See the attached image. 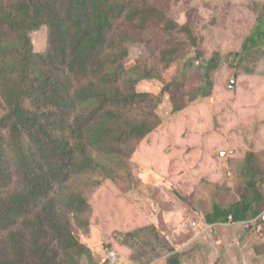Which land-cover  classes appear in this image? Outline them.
<instances>
[{
	"label": "rangeland",
	"instance_id": "374dc122",
	"mask_svg": "<svg viewBox=\"0 0 264 264\" xmlns=\"http://www.w3.org/2000/svg\"><path fill=\"white\" fill-rule=\"evenodd\" d=\"M17 1L0 0L3 36L9 32L6 14L17 11ZM142 1L137 2L136 9L126 11L128 20L116 26L111 35L124 42L127 56L118 53L114 42L98 54H84V61L95 66L97 75L94 89L84 85L86 93L91 98L101 92L96 99L86 101L80 114L93 113L96 124L78 118L62 105L55 110L58 118L61 115L72 120L59 121L51 129L50 139L39 138L29 154H21L19 163L12 160L10 152L0 154V209L10 194L23 187L28 190L29 181L37 178L42 167L47 177L38 179L52 190L50 197L42 194L33 213L45 209L54 198L58 217L70 223L75 238L85 248V253L78 255L77 249L48 240L47 247L66 249L59 264H108V253L113 252V261L120 264H168L169 260L175 262L174 258L180 264H264V230H254L264 215L259 205L264 198V129L257 124L253 135L248 136L255 119L264 118V94L258 97L264 93V83L256 71L258 62V68L264 66V50L252 57L254 50L264 45V18L258 28L262 40L240 56H228L220 62L213 53L226 42V33L237 42L242 24L249 22L253 28V7L246 4L243 8L241 0ZM256 10L258 15L259 7ZM131 22L134 29L129 26ZM257 35L253 38H261ZM29 40L35 53L44 52L46 28L29 33ZM71 48L75 56L76 44ZM71 62L64 60L58 67L59 74L65 75L73 67ZM104 62L107 64L101 66ZM122 67L124 71L112 70ZM219 67H225L221 76ZM49 72L42 64L40 74L32 75L40 89L36 99L45 112L54 104L43 97L55 81ZM104 72L111 76H103ZM92 73L89 78H81L83 84L94 81ZM31 78L27 85L33 82ZM232 80L234 85H230ZM14 82L0 76L1 89L8 90L6 86ZM200 88L208 91V98L198 94ZM198 95L193 105L195 113H188L191 99ZM5 99L7 95L0 94V119L7 113ZM24 103L38 106L33 98L26 97ZM175 106L186 108L187 116L180 124L172 122ZM108 112H115V117L105 131L99 122L101 114ZM138 127L155 132L149 139L139 140ZM167 127L173 133L168 134ZM212 132L223 133L220 140L223 143L227 138L228 143L207 149V136ZM7 133L8 128H0V137L6 138ZM11 140L18 149L17 138ZM178 140H199L201 156ZM248 140H254L253 147ZM29 142L24 135V146ZM219 151L234 157L219 161ZM245 153L254 156L249 159ZM19 164L22 167L16 175ZM250 166L257 171L255 177H249ZM216 206L228 213L219 221L214 216ZM244 209L252 219L237 218ZM209 213L213 215L212 224L205 221ZM253 222L256 225L250 226ZM11 225L6 226L8 232ZM0 231L1 241L7 233Z\"/></svg>",
	"mask_w": 264,
	"mask_h": 264
},
{
	"label": "trees",
	"instance_id": "16d2710c",
	"mask_svg": "<svg viewBox=\"0 0 264 264\" xmlns=\"http://www.w3.org/2000/svg\"><path fill=\"white\" fill-rule=\"evenodd\" d=\"M144 1V0H143ZM142 1V3H143ZM139 0H18L17 5L20 6L17 11H10L7 15L6 24L9 32L7 35L0 34V76H4L8 81H15L12 86L7 85L5 89L0 88V94L2 96L7 95L5 103L7 106V113L0 119V128H8L7 137H0V154L4 151L10 152L13 161L20 162L23 156L29 154V151L35 147L39 138L46 137L50 139L51 129H55L59 121H71L72 119L62 117L58 118V114L55 110L62 108V105H67L70 111L78 118L91 119L92 124H96L95 116L91 113L90 116H84L80 114V111L85 106L87 100L96 99L101 91H98L93 97H88L86 88L94 89L96 71H93L95 66H88L84 61V54H98L102 49L107 50L112 43H115L118 53L122 56H127L128 51L124 47V42L112 37V32L116 26L128 20L126 11H132L136 9L139 4ZM133 22L130 23V28L134 29ZM178 27H181L179 24ZM45 27L47 31V47L44 52L35 53L33 46L29 40V33L37 31L38 28ZM185 30V28H184ZM192 31L190 30V34ZM6 38L7 41L3 39ZM236 40L233 36L226 33V42L223 43L221 48L214 52L213 56L220 59V62L227 59L228 56H238V48H236ZM249 43H252V39H248L243 43V49L247 47ZM76 44V55L72 56L74 45ZM71 46V47H70ZM193 46H190L191 49ZM242 48V47H241ZM68 49H72L68 52ZM241 54V53H240ZM240 56V55H239ZM200 57V54H199ZM256 58L255 53L252 56ZM64 60H75L71 62L73 67L67 70L65 75L59 74V65ZM43 64L44 67L49 68L50 75L55 77V81L52 82L47 90L43 92V97L49 102H53V108L45 112L40 107L37 101V94L40 91L33 81V76L39 73V69ZM107 63H102L101 66ZM214 62H210L209 66L213 67ZM221 63L218 64L220 66ZM208 66V67H209ZM224 66V64L222 65ZM226 67V66H225ZM225 67L217 68L218 76H221ZM241 68V67H240ZM113 71H124L122 69L113 68ZM93 72V73H92ZM93 74L92 80L88 84H83L81 78H86ZM103 76H111L108 73H101ZM33 75V76H32ZM32 77V78H31ZM61 77V80L58 78ZM31 78L33 82L27 85L28 79ZM210 78L209 76L207 77ZM50 80V79H48ZM74 81V82H73ZM70 82H73L70 83ZM10 83V82H9ZM103 83V79L102 82ZM209 83V81H207ZM263 88V87H262ZM206 89L200 88L199 95L202 98H208L209 93ZM199 95L191 99L192 105H190L188 113H195L196 107L194 102L199 99ZM262 94L258 96L261 99ZM61 96V97H59ZM137 96H144L139 94ZM33 98V101L37 103V107H27L24 103V99ZM59 97V98H58ZM66 99H65V98ZM58 98V99H57ZM90 98V99H89ZM57 99V100H56ZM67 100V101H66ZM204 100V99H203ZM202 101L199 102V104ZM103 104H107L103 101ZM264 107V103H263ZM186 108L175 106L172 117V122L177 120L179 124L182 122V118L187 116V112H184ZM115 113V112H114ZM114 113L108 112L107 114H101L100 125L104 126L106 131L107 124L115 117ZM264 116V114H263ZM50 117H54L55 120L50 121ZM77 118V119H78ZM264 118H256L255 122L251 125L248 136L253 135V130L257 124L260 128L264 129ZM83 124L82 121L80 123ZM80 125V127H81ZM92 126V125H91ZM74 124L70 126L73 131ZM137 130L141 132V139H145L148 135H152L154 130L144 129L138 127ZM161 130V128H157ZM214 130V128L212 129ZM215 131V130H214ZM166 132L173 133L172 129L167 127ZM25 133V134H24ZM24 135L30 138L29 145L24 146L22 140ZM223 133L212 132L210 136H207L205 147L211 149L212 146L218 144L228 143L227 141L221 142ZM11 137H15L18 140V149L13 146ZM262 137H260L261 139ZM249 139V138H248ZM210 140V141H209ZM193 142L178 140V142L195 152L196 155H200L201 151L198 148L200 142ZM254 140H248V145H252ZM188 144V146H187ZM253 147V145H252ZM225 149V148H223ZM220 152L217 153L218 160L224 161L233 159L230 155L225 159L220 157ZM253 154L256 151L251 150ZM199 153V154H198ZM249 159H252L254 155L246 154ZM201 156V155H200ZM28 162H32L29 158ZM250 162V161H248ZM252 162V161H251ZM253 163V162H252ZM251 163V164H252ZM22 165H18L16 175L20 174ZM27 167V166H26ZM251 175L249 177H255L257 171L254 167H251ZM34 170V167H30ZM24 176H27V172L23 170ZM37 178L29 181V189H22L10 194L6 198V203L0 209V229L7 233L0 241V264H59V260L64 258L66 249L59 245H53L47 247L46 243L49 240L55 242L61 241L68 246V249H77V254L82 255L85 253L83 245L75 238L70 223L60 219L57 215V203L53 198L52 203H49L45 209L33 213L38 200H42L43 196L48 195L52 190L45 187L41 179L47 177V170L39 167L36 173ZM248 177V178H249ZM10 180V179H9ZM254 185V184H252ZM39 187H41L39 189ZM43 194V196H42ZM33 201H32V200ZM52 199V198H51ZM262 208L264 211V198L261 199ZM56 204V205H55ZM248 206H244L247 210ZM246 209L237 213V218L252 219L253 215H246ZM252 209V207H251ZM228 214L223 212L220 206L215 207L214 216L217 221L220 220V216ZM230 214V213H229ZM212 216L210 213L206 216V223L212 224ZM9 232L7 227L9 224ZM262 223L258 224V232L263 231ZM1 232V231H0ZM175 262L169 260L168 264H180L177 258H174Z\"/></svg>",
	"mask_w": 264,
	"mask_h": 264
},
{
	"label": "crops",
	"instance_id": "0c3cea01",
	"mask_svg": "<svg viewBox=\"0 0 264 264\" xmlns=\"http://www.w3.org/2000/svg\"><path fill=\"white\" fill-rule=\"evenodd\" d=\"M241 1L243 3H245L244 4L245 7H243V8H246L247 5L249 7H253V9H254L253 11L255 12V21H254L255 24H254L253 28H251L249 26V22H247L245 24H242L241 27L238 29L239 30L238 41L235 42L236 43V46L235 47L239 49L238 52H237V53H239L238 56L241 55L242 54L241 52H243L245 49L249 48L251 44L252 45L253 44H257L258 42H260V40H262V31L261 30H258V28L261 25L259 21L262 18H264V0H255L256 2L253 1V0H241ZM256 7H259V14L258 15H257ZM247 34H249V35H247ZM254 34H258L257 36H261V38H256V37L253 38V35ZM241 39H243V40H241ZM248 39H252V43H249L247 45V47L245 49H243V43L246 40H248ZM263 48H264V45L260 46L256 50H254L255 55L256 56H259L260 51L262 50V52H263V50H264ZM261 60H262V57H261ZM257 65L258 66H257L256 71L259 72V76L258 77H261L262 78L261 79V82L264 83V66L262 65L260 68H258L259 67V62L257 63ZM261 70L263 71V73H260ZM262 87H263L262 89L264 90V85ZM261 94L263 95L264 93H261ZM263 112H264V107H263ZM150 136H152V135H148L143 140L145 141V140L149 139ZM132 263L134 264V262H132Z\"/></svg>",
	"mask_w": 264,
	"mask_h": 264
},
{
	"label": "built area",
	"instance_id": "2783aa9c",
	"mask_svg": "<svg viewBox=\"0 0 264 264\" xmlns=\"http://www.w3.org/2000/svg\"><path fill=\"white\" fill-rule=\"evenodd\" d=\"M231 84H235V81L234 80H232L231 81V83H230V85ZM229 85V88H232L231 86ZM228 156V152L227 151H221L220 152V157L223 159V158H226ZM256 223L257 222H253V223H250L249 225L250 226H252V225H256ZM261 224V223H263V225H264V215L259 219V221H258V223H257V226H258V224ZM250 226H248V227H250ZM254 230H257V227H255L254 228ZM118 256V255H117ZM114 259V261H116V256H115V254H114V252L113 253H108V256H107V260L109 261V263L108 264H120L119 262H114L113 261V259Z\"/></svg>",
	"mask_w": 264,
	"mask_h": 264
}]
</instances>
